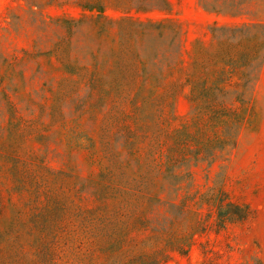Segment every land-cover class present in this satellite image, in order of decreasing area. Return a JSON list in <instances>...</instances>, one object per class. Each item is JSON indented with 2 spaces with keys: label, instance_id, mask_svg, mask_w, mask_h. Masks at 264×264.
Here are the masks:
<instances>
[{
  "label": "rangeland",
  "instance_id": "obj_1",
  "mask_svg": "<svg viewBox=\"0 0 264 264\" xmlns=\"http://www.w3.org/2000/svg\"><path fill=\"white\" fill-rule=\"evenodd\" d=\"M166 1L0 0V264H264V17Z\"/></svg>",
  "mask_w": 264,
  "mask_h": 264
},
{
  "label": "trees",
  "instance_id": "obj_2",
  "mask_svg": "<svg viewBox=\"0 0 264 264\" xmlns=\"http://www.w3.org/2000/svg\"><path fill=\"white\" fill-rule=\"evenodd\" d=\"M216 5L209 6L206 4V7L211 11L228 15V16H240V15H251L252 17H264V0H257V9L255 11H244L243 7L250 0H216ZM166 8L165 11H168L169 3L165 0ZM205 6V3L203 2ZM138 10L144 11V9L138 8ZM256 25L263 26V23H258Z\"/></svg>",
  "mask_w": 264,
  "mask_h": 264
}]
</instances>
